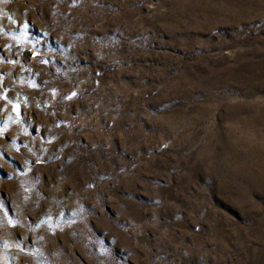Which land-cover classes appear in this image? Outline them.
Here are the masks:
<instances>
[{"label": "rangeland", "instance_id": "374dc122", "mask_svg": "<svg viewBox=\"0 0 264 264\" xmlns=\"http://www.w3.org/2000/svg\"><path fill=\"white\" fill-rule=\"evenodd\" d=\"M0 264H264V0H0Z\"/></svg>", "mask_w": 264, "mask_h": 264}]
</instances>
